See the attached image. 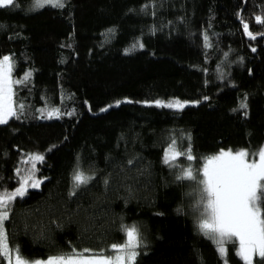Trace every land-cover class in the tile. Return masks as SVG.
<instances>
[{"label":"trees","instance_id":"obj_1","mask_svg":"<svg viewBox=\"0 0 264 264\" xmlns=\"http://www.w3.org/2000/svg\"><path fill=\"white\" fill-rule=\"evenodd\" d=\"M29 3L0 9V56L12 58L14 77L31 73L14 85L23 109L0 124V192L29 174L31 154L44 157L40 186L5 222L9 247L28 261L74 249L112 255L135 226L136 264H223L197 227V184L177 176L220 150L255 153L264 140V36L243 32L246 23L264 33V0ZM52 109L63 115L47 118ZM173 141L195 159L165 164ZM77 170L91 179L74 188ZM226 258L244 264L236 244Z\"/></svg>","mask_w":264,"mask_h":264},{"label":"snow or ice","instance_id":"obj_2","mask_svg":"<svg viewBox=\"0 0 264 264\" xmlns=\"http://www.w3.org/2000/svg\"><path fill=\"white\" fill-rule=\"evenodd\" d=\"M15 2L16 0H0V9L15 6ZM46 5L61 8L64 6L63 0H34V9ZM146 8L147 5L145 10ZM256 20L264 24L261 17H256ZM243 27L245 33L255 39L249 31V25L245 23ZM112 31L114 30L109 29V32ZM204 41L206 47L211 46L207 35L204 36ZM136 47L137 45L133 44L132 48L126 51H132ZM139 47L143 48V44H139ZM13 71L12 58H0V124L17 116L18 108L23 109V105L16 104L14 85L27 81L31 73H26L23 80H17L13 79ZM120 103L122 101H116L117 105ZM155 103L157 106L168 108L185 107V103L180 101ZM240 107L244 108L246 104H241ZM61 115L63 114L59 109H52L47 113V118H59ZM181 156H186L188 161L195 159L190 149L186 153L176 150V142L173 141L165 150L163 162L178 167L177 161ZM43 159V155L31 154L29 160L24 161L32 164L28 170L29 174L21 178L19 186L14 190L0 192V264H3L4 260H7L8 264H136L137 249L142 240L135 226L124 229L126 240L123 244L111 246L114 255L95 253L89 249H74L71 253L50 256L47 260L28 261L20 255L18 248L9 247L5 222L9 219L13 202L27 195L29 188L40 186L41 181L35 178V170L36 162H42ZM180 171L178 181L189 180L197 184V209L202 210L197 224L198 230L216 244L222 256L227 252L226 244L238 243L237 255L244 264H253L254 257L257 256L264 264V147L257 153H249L247 150H221L217 155L205 158L201 168L194 169L189 165ZM72 179L74 188H79L87 184L91 177L77 170Z\"/></svg>","mask_w":264,"mask_h":264},{"label":"rangeland","instance_id":"obj_3","mask_svg":"<svg viewBox=\"0 0 264 264\" xmlns=\"http://www.w3.org/2000/svg\"><path fill=\"white\" fill-rule=\"evenodd\" d=\"M46 6H47V5H46ZM28 8H29L30 10H37V9H34V0H30V3H29V5H28ZM39 9H40V8H39ZM3 56H8V55H1L0 58H2ZM26 73H29V72L26 71V72L23 73L20 77H14V74H13V79L24 78V76H25ZM262 147H264V140L262 141L260 147L258 148V150H256L255 153H257ZM168 148H169V145L165 148V150L168 149ZM227 150H228V149H226L225 151H227ZM241 150H245V149H241ZM220 151H221V150H220ZM220 151H218V152H216V153H213V154L209 155L208 157L215 156V155H217ZM237 151H240V150H237ZM233 152H236V151H233ZM248 152H249V151H248ZM249 153H252V152H249ZM192 156L195 157L194 154H192ZM206 158H207V157H206ZM250 159H251V157H250ZM204 160H205V158H204ZM204 160L198 162V163H200V164H199L200 166L198 167V169L202 167ZM187 167H188V166L184 165L182 168H187ZM192 167H193L194 169H197V168L195 167L194 164H193ZM215 245H216V244H215ZM216 248H217V246H216ZM226 248H227V244H226ZM237 248H238V243H236V253H237ZM217 250H218V249H217ZM226 253H227V252H226ZM114 254H115V253H113L112 255H114ZM220 255H221V254H220ZM221 256H222V255H221ZM238 256H239V255H238ZM239 257H240V256H239ZM222 258H223V264H230L229 261H228L227 258H226V254L223 255ZM36 260H47V258H45V259H36ZM36 260H32V261H36ZM6 264H8V261H7V260H6Z\"/></svg>","mask_w":264,"mask_h":264},{"label":"water","instance_id":"obj_4","mask_svg":"<svg viewBox=\"0 0 264 264\" xmlns=\"http://www.w3.org/2000/svg\"><path fill=\"white\" fill-rule=\"evenodd\" d=\"M243 32H244V35H245V38H247V39H251L246 33H245V30H244V28H243ZM253 34V36H255V38H257V37H261V36H264V35H262V34H264V33H252Z\"/></svg>","mask_w":264,"mask_h":264}]
</instances>
